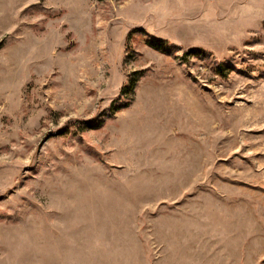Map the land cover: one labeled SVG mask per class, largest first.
Masks as SVG:
<instances>
[{
    "label": "rangeland",
    "instance_id": "1",
    "mask_svg": "<svg viewBox=\"0 0 264 264\" xmlns=\"http://www.w3.org/2000/svg\"><path fill=\"white\" fill-rule=\"evenodd\" d=\"M261 1L0 0V264H264Z\"/></svg>",
    "mask_w": 264,
    "mask_h": 264
},
{
    "label": "crops",
    "instance_id": "2",
    "mask_svg": "<svg viewBox=\"0 0 264 264\" xmlns=\"http://www.w3.org/2000/svg\"><path fill=\"white\" fill-rule=\"evenodd\" d=\"M261 2H262V4H261V7H262L261 8V11H262V13H261L262 14L261 19H264V0H262Z\"/></svg>",
    "mask_w": 264,
    "mask_h": 264
},
{
    "label": "trees",
    "instance_id": "3",
    "mask_svg": "<svg viewBox=\"0 0 264 264\" xmlns=\"http://www.w3.org/2000/svg\"><path fill=\"white\" fill-rule=\"evenodd\" d=\"M155 42H153V44H154ZM156 45V44H155Z\"/></svg>",
    "mask_w": 264,
    "mask_h": 264
}]
</instances>
